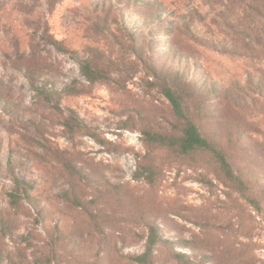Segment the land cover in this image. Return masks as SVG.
Returning a JSON list of instances; mask_svg holds the SVG:
<instances>
[{
	"label": "rangeland",
	"instance_id": "obj_1",
	"mask_svg": "<svg viewBox=\"0 0 264 264\" xmlns=\"http://www.w3.org/2000/svg\"><path fill=\"white\" fill-rule=\"evenodd\" d=\"M234 5L229 11L228 0H0V264L98 260L99 230L83 208L60 197L68 177L53 148L70 150L102 182L123 186L120 203L118 194L98 197L93 181L81 183L87 199H96L89 208L103 209L107 220L115 256L104 264H128L122 255L144 250L145 216L178 244L189 240L184 250L196 263L215 264L216 257L221 264H264V216L241 206L210 165L149 151L144 134L171 130L176 119L164 77L187 71L203 84L211 112L228 109L242 119L244 136L264 141V116L252 113L248 82L250 74H264V61L230 53L243 36L223 16L238 25L244 13ZM172 20L175 30L166 26ZM86 59L103 68L101 80L83 75ZM162 62L167 71L157 78L150 64ZM15 176L34 184L18 207L9 197Z\"/></svg>",
	"mask_w": 264,
	"mask_h": 264
},
{
	"label": "trees",
	"instance_id": "obj_2",
	"mask_svg": "<svg viewBox=\"0 0 264 264\" xmlns=\"http://www.w3.org/2000/svg\"><path fill=\"white\" fill-rule=\"evenodd\" d=\"M129 1L140 3L142 0ZM228 1L231 4L229 11L235 6V3H238L242 5L244 13L243 16L238 14V25L232 24L231 20L229 21L231 17L228 12L223 14L225 20L228 21L227 23L235 27V34L243 35L236 36L235 42L232 44L233 51L230 53H241V55H249L264 61V0ZM160 19H162V13H160ZM121 20L124 22L122 18ZM175 23L172 20L166 26L170 30H175ZM123 28L125 31L127 30L131 40H136L137 33L133 32V28H129L127 24ZM172 39H176L174 35ZM53 43L57 49L61 51L65 49L61 43L57 41ZM223 51L229 52V49L224 48ZM178 65V63L175 64L176 67ZM80 67L83 75L92 83L104 77L103 68L90 59L80 60ZM150 67L151 73L157 78L161 77L164 70L167 71L164 62L159 67L155 64H150ZM168 75L166 73L164 77L166 80L163 92L172 105L176 122L170 131H144L147 137L145 141L149 146L151 145L148 150L155 151L158 149L174 158H190L210 165L215 178L231 191L237 193V200L242 201L241 206H250L264 216V150H261L264 141L252 136H244L243 131L246 130V127L242 123V119L230 115L228 109L223 108L224 110H220L219 114L214 110L211 112L209 97L204 92L203 84L199 78L188 79L187 71L184 73L175 72L171 78ZM28 76L35 77L30 72H28ZM248 82L254 87L252 91L254 94L250 103L252 113L264 116V74L260 73L256 77L250 74ZM44 89L51 92L47 86H44ZM235 114L240 116L239 113ZM70 124L71 122L67 120L65 125L69 126ZM52 152L65 168L68 177L67 185L61 190L60 197L74 207L83 208L88 215V222L96 230H99L97 236H94L97 237L99 245H97L98 260L92 264H104L112 260L115 256V250L111 248V235L106 229L105 213L103 209L91 210L89 208V204L95 203L96 199L93 197L90 200L87 199L81 190V183L84 179L93 181L98 197H102L104 194L109 196L118 194L117 201L120 203L125 199L120 193L123 186L107 177H105V182H102V178L95 172H88L78 166L70 150L53 148ZM135 174L137 177L141 175ZM14 183V188L9 191L10 204L13 207H18L22 195H27L34 184L18 176H15ZM39 215L42 216V211L39 212ZM153 217H144L147 228L144 250L139 253L122 255L128 264H163L165 259L176 264H199L192 259L190 252L184 250L188 247L189 240H183L178 244L175 238L164 234L162 225ZM57 230L59 229H53L50 232L54 233ZM58 238L62 239V236L61 238L58 236ZM56 243L57 239L53 240V246ZM200 243L203 241L196 242L197 245ZM80 249L85 250L81 246ZM214 261L215 264H221L216 257Z\"/></svg>",
	"mask_w": 264,
	"mask_h": 264
}]
</instances>
